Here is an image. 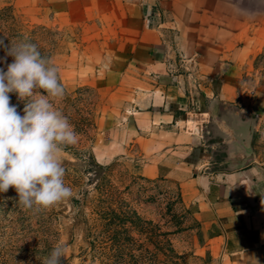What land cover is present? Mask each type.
Returning <instances> with one entry per match:
<instances>
[{
  "label": "crops",
  "instance_id": "crops-1",
  "mask_svg": "<svg viewBox=\"0 0 264 264\" xmlns=\"http://www.w3.org/2000/svg\"><path fill=\"white\" fill-rule=\"evenodd\" d=\"M12 1L102 30L105 154L178 188L207 264H264V0ZM250 117L256 157L233 169L220 125Z\"/></svg>",
  "mask_w": 264,
  "mask_h": 264
},
{
  "label": "rangeland",
  "instance_id": "rangeland-1",
  "mask_svg": "<svg viewBox=\"0 0 264 264\" xmlns=\"http://www.w3.org/2000/svg\"><path fill=\"white\" fill-rule=\"evenodd\" d=\"M52 14L0 0V37L5 44L36 43L59 66L66 95L56 103L79 134L76 145L61 149L64 182L73 195L33 211L18 205L13 187L0 192V264H41L38 256L55 245L64 247L62 264H207L195 242L196 221L178 188L145 179L130 156L105 154L100 135L108 122L106 88L113 81L103 80V64L96 61L102 30L65 26L53 22ZM261 61L264 52L256 63ZM10 96L22 114L24 101Z\"/></svg>",
  "mask_w": 264,
  "mask_h": 264
},
{
  "label": "clouds",
  "instance_id": "clouds-1",
  "mask_svg": "<svg viewBox=\"0 0 264 264\" xmlns=\"http://www.w3.org/2000/svg\"><path fill=\"white\" fill-rule=\"evenodd\" d=\"M0 192L13 187L25 210L47 209L73 195L64 182L63 146L76 145L79 134L57 106L66 95L59 66L41 53L36 43L5 44L0 37ZM11 56L12 62L7 63ZM10 93L24 101L21 111ZM63 245H55L41 264H62Z\"/></svg>",
  "mask_w": 264,
  "mask_h": 264
},
{
  "label": "water",
  "instance_id": "water-1",
  "mask_svg": "<svg viewBox=\"0 0 264 264\" xmlns=\"http://www.w3.org/2000/svg\"><path fill=\"white\" fill-rule=\"evenodd\" d=\"M257 119L258 117H250L239 124L227 125L222 122L220 125L222 134L227 136L222 142L226 145V153L233 169L247 166L255 160L252 141Z\"/></svg>",
  "mask_w": 264,
  "mask_h": 264
},
{
  "label": "built area",
  "instance_id": "built-area-1",
  "mask_svg": "<svg viewBox=\"0 0 264 264\" xmlns=\"http://www.w3.org/2000/svg\"><path fill=\"white\" fill-rule=\"evenodd\" d=\"M161 16L160 12L157 11V12H153L152 14H150L148 17H147V23L149 26H153V23H154V20H157L159 17ZM180 61L181 63H183V61H185V58L183 56H180ZM262 129H264V126L262 127Z\"/></svg>",
  "mask_w": 264,
  "mask_h": 264
}]
</instances>
